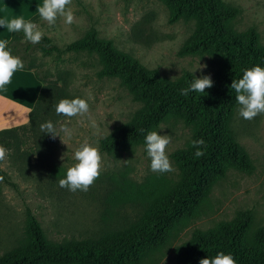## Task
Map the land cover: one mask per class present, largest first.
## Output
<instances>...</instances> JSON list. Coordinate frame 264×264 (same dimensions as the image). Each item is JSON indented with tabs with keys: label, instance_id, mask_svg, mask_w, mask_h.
I'll return each instance as SVG.
<instances>
[{
	"label": "rangeland",
	"instance_id": "rangeland-1",
	"mask_svg": "<svg viewBox=\"0 0 264 264\" xmlns=\"http://www.w3.org/2000/svg\"><path fill=\"white\" fill-rule=\"evenodd\" d=\"M224 2L239 9L231 29L238 35L254 29L259 46L264 48V0ZM72 8L75 19L71 25L58 19L56 27L49 29L41 22L45 36L61 49L83 38L93 27L100 40L111 41L118 52L138 60L148 71L158 70L161 78L173 83L181 82L185 72L192 74L201 64L206 67L195 75H210L214 84L222 68V61L213 55H179L197 32L198 22L181 19L170 23V10L162 0H72ZM34 58L51 90L42 101L36 130L28 126L21 132L20 149L6 152L1 163L12 185L0 180V257L28 243L29 214L53 244L97 240L130 228L149 205L148 200L132 195L138 188L149 195L166 186L175 187L183 172L173 155L193 147L195 126L170 117L156 131L171 137L166 154L172 171L152 172L141 145L111 155L102 152L100 140L129 123L145 104L134 101L119 78L98 76L103 65L97 54L37 53ZM72 96L85 98L89 112L70 122L73 136L65 141L67 149L59 137L42 136L38 124L58 119L53 103ZM231 130L253 170L248 173L229 168L195 215L178 225L165 247L149 255L143 264H178L176 251L191 242L195 232L205 233L222 223H232L242 211L252 212L249 236L264 226V114L244 120L236 105ZM85 139L94 142L102 156L100 175L88 191L70 192L56 181L72 166L71 153ZM67 150L62 167L60 157Z\"/></svg>",
	"mask_w": 264,
	"mask_h": 264
},
{
	"label": "trees",
	"instance_id": "trees-1",
	"mask_svg": "<svg viewBox=\"0 0 264 264\" xmlns=\"http://www.w3.org/2000/svg\"><path fill=\"white\" fill-rule=\"evenodd\" d=\"M170 10V23L181 19L196 20L197 32L181 48L179 55H213L222 61L215 83L206 94H179L192 74L185 72L179 83L161 78L158 70H146L138 60L118 52L111 41L100 40L97 30L61 49L44 36L39 44L23 41L22 33L14 34L12 54L24 63L22 71L33 72L43 87L25 126L0 131V145L20 149L21 132L28 126L36 130L42 101L51 90L46 77L38 69L35 55L63 52L97 54L103 65L100 78H119L136 102L145 104L134 118L121 125L108 137L100 140V150L106 154L126 152L136 145L143 146L148 131H156L170 117L180 118L186 126H195L194 140L203 139L204 155L196 158L192 147L178 151L173 158L183 172L175 186L160 191H141L132 195L149 201L141 219L130 228L108 234L97 240L53 244L49 242L36 218L29 214L28 243L0 257V264H143L151 254L167 244L174 229L191 219L208 199L217 182L224 179L229 168L251 172L252 164L241 149L231 130L235 111V93L230 85L242 76L241 69L256 64L264 67V48L258 43L254 29L238 35L230 27L239 13L224 0H162ZM0 180L12 185L1 168ZM252 212L242 211L232 223H222L205 233L197 231L193 240L176 251L178 264H199L200 259L217 252L231 253L237 264H264V226L249 236Z\"/></svg>",
	"mask_w": 264,
	"mask_h": 264
},
{
	"label": "clouds",
	"instance_id": "clouds-1",
	"mask_svg": "<svg viewBox=\"0 0 264 264\" xmlns=\"http://www.w3.org/2000/svg\"><path fill=\"white\" fill-rule=\"evenodd\" d=\"M31 5L25 4L23 12L15 15L11 12L5 0H0V94L8 91V86L12 83L13 75L24 69L23 61L12 54L11 41L14 34L22 33L23 41L32 45L39 44L45 36L41 28V22L45 23L49 29H54L58 19H62L66 25L74 22L75 16L72 8V0H39L36 10H30ZM200 66L193 71L191 80L186 87L179 89V94L188 97L190 93L206 94L205 89L213 86L210 75H195ZM242 76L233 79L230 89L235 93V104L239 117L244 120H252L258 115L264 114V67L256 64L252 67L241 69ZM55 121L48 119L38 124V130L42 136H50L55 139L59 137L63 144L67 145L66 139L73 136V129L70 122L77 117L89 112V103L80 96L65 97L54 102L52 105ZM32 111V108H27ZM14 116V115H13ZM2 126V125H0ZM95 125L93 124V127ZM171 143L170 135H161L158 131H148L143 137V147L149 167L155 173H167L172 171V165L166 154V147ZM192 146L195 149L193 155L196 158L204 155L203 139L193 140ZM68 149V145H67ZM7 149L0 145V160H3ZM65 152L60 159L65 164ZM72 166L67 167L64 175L56 182L62 189L70 192L88 191L89 187L100 175L102 156L94 142L85 139L71 153ZM199 264H237L231 253L217 252L214 256L200 259Z\"/></svg>",
	"mask_w": 264,
	"mask_h": 264
},
{
	"label": "crops",
	"instance_id": "crops-1",
	"mask_svg": "<svg viewBox=\"0 0 264 264\" xmlns=\"http://www.w3.org/2000/svg\"><path fill=\"white\" fill-rule=\"evenodd\" d=\"M5 3L13 14L20 15L25 4H30V10L34 12L39 0H5ZM2 31L4 29L0 28V32ZM42 87V83L36 79L33 72L20 71L13 75L8 91L0 94V125H2L0 131L29 123L31 111L26 109L35 107Z\"/></svg>",
	"mask_w": 264,
	"mask_h": 264
}]
</instances>
